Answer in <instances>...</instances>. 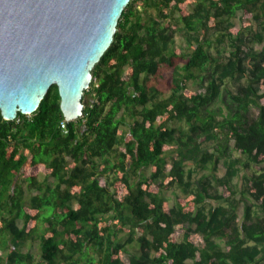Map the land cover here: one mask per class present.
Listing matches in <instances>:
<instances>
[{
  "label": "trees",
  "instance_id": "obj_1",
  "mask_svg": "<svg viewBox=\"0 0 264 264\" xmlns=\"http://www.w3.org/2000/svg\"><path fill=\"white\" fill-rule=\"evenodd\" d=\"M59 101L0 115V264H264V0H130Z\"/></svg>",
  "mask_w": 264,
  "mask_h": 264
},
{
  "label": "water",
  "instance_id": "obj_2",
  "mask_svg": "<svg viewBox=\"0 0 264 264\" xmlns=\"http://www.w3.org/2000/svg\"><path fill=\"white\" fill-rule=\"evenodd\" d=\"M130 0H0V115L34 112L51 85L65 121L82 115L91 69Z\"/></svg>",
  "mask_w": 264,
  "mask_h": 264
},
{
  "label": "rangeland",
  "instance_id": "obj_3",
  "mask_svg": "<svg viewBox=\"0 0 264 264\" xmlns=\"http://www.w3.org/2000/svg\"><path fill=\"white\" fill-rule=\"evenodd\" d=\"M239 14V13H238ZM235 24L238 25V20L235 19ZM176 44L179 45V44H182L181 40L179 37L176 38ZM197 85L192 83V82H189L188 83V87L192 90L196 89ZM229 105V99L226 97V96H222L221 99H219L218 101H216V103L212 106V109H214L215 111H218V109L222 108V109H225L227 106ZM251 112L252 114H255L256 113V108H251ZM264 166V164H263ZM225 171V167L222 163V159L219 160L218 162V165H217V168L215 170V175L217 177H221L223 175ZM148 173V171H146ZM243 172L240 173V175L242 174ZM38 179L40 181H44V182H47V183H53V180L51 177H48V176H45L44 174L40 173L39 176H38ZM235 183H239L240 184V179L239 177L235 178L234 179ZM218 192L221 191V187H218ZM31 193V194H30ZM173 193L179 195L180 197H183L185 194H183L182 192H180L178 189L174 188L173 190H164V195L166 196V198L168 199V205L171 206L174 202V196H173ZM30 195L32 194H36V191H29ZM209 206H214L216 205L217 203L215 201H208L207 202ZM242 215V207L240 206L239 209H238V216L241 217ZM17 224L20 226L21 225V222L18 221ZM37 246L36 245H33V246H25L23 247L21 250L22 252H32L33 254H37Z\"/></svg>",
  "mask_w": 264,
  "mask_h": 264
},
{
  "label": "built area",
  "instance_id": "obj_4",
  "mask_svg": "<svg viewBox=\"0 0 264 264\" xmlns=\"http://www.w3.org/2000/svg\"><path fill=\"white\" fill-rule=\"evenodd\" d=\"M60 128H61V129H64V128H65V123H64V121L60 123Z\"/></svg>",
  "mask_w": 264,
  "mask_h": 264
},
{
  "label": "clouds",
  "instance_id": "obj_5",
  "mask_svg": "<svg viewBox=\"0 0 264 264\" xmlns=\"http://www.w3.org/2000/svg\"><path fill=\"white\" fill-rule=\"evenodd\" d=\"M65 120V119H64Z\"/></svg>",
  "mask_w": 264,
  "mask_h": 264
}]
</instances>
